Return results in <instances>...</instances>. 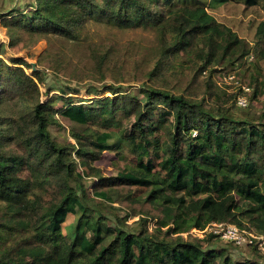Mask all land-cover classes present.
<instances>
[{
    "label": "trees",
    "instance_id": "obj_1",
    "mask_svg": "<svg viewBox=\"0 0 264 264\" xmlns=\"http://www.w3.org/2000/svg\"><path fill=\"white\" fill-rule=\"evenodd\" d=\"M215 1L264 15V0ZM1 11L0 0L7 46L45 41L38 64L75 86H46L23 58L0 57V264H264L256 248L257 260L239 261L212 234L183 235L214 222L264 235V100L255 114L236 108L212 82L217 68L264 59V21L249 42L199 0H33L29 12ZM96 25L153 40L131 53L93 39ZM128 74L141 79L138 95L125 92ZM254 79L252 100L264 94ZM81 91L110 96L84 103ZM63 122L61 142L49 129ZM107 151L122 163L112 176L94 166ZM67 217L75 225L64 233Z\"/></svg>",
    "mask_w": 264,
    "mask_h": 264
},
{
    "label": "rangeland",
    "instance_id": "obj_2",
    "mask_svg": "<svg viewBox=\"0 0 264 264\" xmlns=\"http://www.w3.org/2000/svg\"><path fill=\"white\" fill-rule=\"evenodd\" d=\"M201 3L206 5V9L209 14H211L213 17H215L219 22L224 23L226 26H228L239 38H244L247 41L253 42L255 27L260 21H264V15L261 11H259L256 8L251 9H245L241 5H236L233 3H219L215 0H199ZM33 4V0H1V6L2 11L4 14L14 10L15 13L19 12H29L31 6ZM92 30V38L98 39V38H105L109 37L113 40L119 41L121 43L127 42L129 44L130 48H132L131 53L136 52V46H139L140 48H145L148 46L149 42L153 40V34L150 32L141 30V29H134V30H124V31H117L116 29L108 28L105 26H91ZM8 44V38L6 37L5 30L0 25V46L4 45L5 47V53H1L0 57L4 58L7 62L10 58H23L25 61H27L30 65L35 64V67L46 74V86L54 85V84H61L63 86H75L74 83L66 84L64 80H62L61 77L55 76L52 74L51 71L48 70L47 64H38V59L43 53V51L46 48V42L40 41L35 46L24 49L20 47L16 48H9L7 46ZM130 52V51H129ZM252 57V58H251ZM246 68H248V71L242 68H239L238 66H235L234 68L230 67H222L217 68L216 72L213 74L212 82L216 86L217 89H223L226 90L228 93H232L230 87L224 86L222 83H218V80H221L222 74L231 72L233 73L243 84L248 85L252 88V94L255 89L256 81H254L255 76H259V82H261L264 79V59L256 62L255 58L253 56L248 57ZM237 74V75H236ZM208 75V70L205 71V73L202 74V77H206ZM107 82H112L109 79H107ZM125 92L126 93H132L134 95H138L139 91V83L141 82V79L139 76L134 75H126L125 81ZM176 84V87L179 89H183L187 83L188 78L187 76L181 75L176 81H174ZM42 92L45 93V87H43ZM52 94H58L57 90L52 91ZM251 94V95H252ZM42 97L43 101L47 100L46 94ZM50 96V94H49ZM110 96L109 93L102 94L101 96H88L84 91H81L80 94L74 95V97L78 98V100H82L84 103H91V101L95 98H104ZM252 97V96H250ZM249 100V106L248 108L251 109V111L255 114L260 111L261 108V102L264 100V94L259 95L256 99L252 100L251 98ZM61 103L58 102L56 107L60 106ZM235 105V104H234ZM236 107V106H235ZM237 108V107H236ZM50 133L52 137L56 138L59 141H64L68 138V131H69V125L68 123L63 122L62 128L51 126L50 127ZM116 165H121V161H119L113 152H104L103 155L100 157L99 160H97L94 163V166L98 169H100L101 173L105 176H112L114 173V168ZM91 180H88L85 182V188L87 193L92 196L91 193ZM114 208H117L118 205L114 204ZM125 216L124 211H118V217L123 219ZM138 220V216L131 217L127 219L126 224L130 227H132V223ZM107 224L109 226H115L116 221L115 218L111 215H107ZM75 225V220L73 217H67L65 220L62 231L64 233H68L70 229ZM154 222L149 221L148 227L149 231H153ZM184 236H189L191 238H198L197 236L191 235L190 232L187 234H183ZM216 247L218 248H225L228 250L229 255L234 260H257V252H254L253 249H250L248 247H234L231 244H227L221 240H216ZM264 259V258H262ZM262 263H264V260H261Z\"/></svg>",
    "mask_w": 264,
    "mask_h": 264
},
{
    "label": "built area",
    "instance_id": "obj_3",
    "mask_svg": "<svg viewBox=\"0 0 264 264\" xmlns=\"http://www.w3.org/2000/svg\"><path fill=\"white\" fill-rule=\"evenodd\" d=\"M219 82L224 84V86L230 87L229 90L235 94L236 107L246 108L249 105L248 97L252 93V88L250 86L243 84L231 72L222 74L221 80H218V83ZM190 234L198 238H203L208 234H212L217 239L226 243H231L235 247L256 248L264 256V235L258 234L252 230H241L232 224L214 222L208 224L203 230L192 229Z\"/></svg>",
    "mask_w": 264,
    "mask_h": 264
},
{
    "label": "water",
    "instance_id": "obj_4",
    "mask_svg": "<svg viewBox=\"0 0 264 264\" xmlns=\"http://www.w3.org/2000/svg\"><path fill=\"white\" fill-rule=\"evenodd\" d=\"M31 67H32V69H31L32 72L39 70V69H37V68L35 67V64H31Z\"/></svg>",
    "mask_w": 264,
    "mask_h": 264
}]
</instances>
